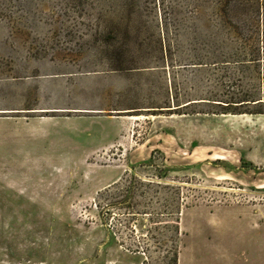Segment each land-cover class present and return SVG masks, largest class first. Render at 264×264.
<instances>
[{
	"label": "rangeland",
	"instance_id": "rangeland-1",
	"mask_svg": "<svg viewBox=\"0 0 264 264\" xmlns=\"http://www.w3.org/2000/svg\"><path fill=\"white\" fill-rule=\"evenodd\" d=\"M0 264H264V0H0Z\"/></svg>",
	"mask_w": 264,
	"mask_h": 264
},
{
	"label": "crops",
	"instance_id": "crops-1",
	"mask_svg": "<svg viewBox=\"0 0 264 264\" xmlns=\"http://www.w3.org/2000/svg\"><path fill=\"white\" fill-rule=\"evenodd\" d=\"M40 110H41V111H47V110H51V109H48V108L43 109V108H42V109H40ZM53 110H55V111H63V110H67V111H68V110H69V111H71V110H75V109H63V108L60 109V108H55V109H53Z\"/></svg>",
	"mask_w": 264,
	"mask_h": 264
}]
</instances>
